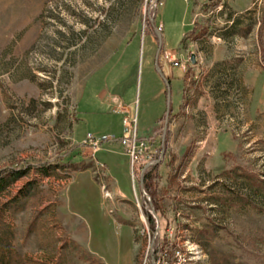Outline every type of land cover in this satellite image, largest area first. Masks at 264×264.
<instances>
[{
  "label": "rangeland",
  "instance_id": "rangeland-1",
  "mask_svg": "<svg viewBox=\"0 0 264 264\" xmlns=\"http://www.w3.org/2000/svg\"><path fill=\"white\" fill-rule=\"evenodd\" d=\"M7 168L0 264H264V0H0Z\"/></svg>",
  "mask_w": 264,
  "mask_h": 264
},
{
  "label": "trees",
  "instance_id": "trees-1",
  "mask_svg": "<svg viewBox=\"0 0 264 264\" xmlns=\"http://www.w3.org/2000/svg\"><path fill=\"white\" fill-rule=\"evenodd\" d=\"M166 89V90H165ZM167 88L164 86V93L167 94ZM166 97V96H165ZM70 164H73L72 162ZM58 165V164H57ZM48 166L39 167V172H42L45 174L47 171ZM158 166H150L146 170V174L143 179V186L147 193H149L154 199V193H155V186H154V180L158 178L157 173ZM25 175V171L23 169H13V168H7L0 170V190H3L7 187H9L11 184L15 183L17 180H19L21 177ZM26 192V190H25ZM18 204V199L14 198L13 200L9 201L6 206L10 207L11 209L16 207ZM157 210V209H156Z\"/></svg>",
  "mask_w": 264,
  "mask_h": 264
},
{
  "label": "water",
  "instance_id": "water-1",
  "mask_svg": "<svg viewBox=\"0 0 264 264\" xmlns=\"http://www.w3.org/2000/svg\"><path fill=\"white\" fill-rule=\"evenodd\" d=\"M151 23L153 24V21H151ZM157 35H158V38H159V41H160V33L157 31ZM158 51H159V48H158ZM190 62L192 63V64H195V62H196V59H195V55L194 54H191L190 55ZM156 70H157V72H158V74H159V76L162 78V80L165 82V86H166V88H167V105L169 104V88H168V81H167V79L165 78V76H163V74H162V71H161V69L156 65ZM168 113H169V108H167V111H166V116H165V122H164V126H163V130L165 131V129H166V125H167V117H168ZM164 135V134H163ZM163 142V141H162ZM148 165H146V167H147ZM140 186H141V188H142V191H143V184H142V181L140 182ZM144 193V192H143ZM145 194V193H144ZM151 213L153 214V216H155L156 214H155V212H154V210H153V208L151 209ZM157 229H158V225H157Z\"/></svg>",
  "mask_w": 264,
  "mask_h": 264
},
{
  "label": "built area",
  "instance_id": "built-area-1",
  "mask_svg": "<svg viewBox=\"0 0 264 264\" xmlns=\"http://www.w3.org/2000/svg\"><path fill=\"white\" fill-rule=\"evenodd\" d=\"M169 56H170L169 53H167V52L164 53V57H166V58L168 59V61H170V63H172L173 61H172V59L169 58ZM174 63H175V65H179V66H180V63H179L178 61H175ZM181 68L184 69V66H182ZM124 121H126V123H127L126 125H129V124H130L128 120L124 119ZM124 140H125V138H124ZM129 152H130L131 155L134 157V159H136V158H137V155H138V153H139V150L136 149V148H135V145L133 144L131 147H129ZM181 255H182V254H181V252H180L179 250H177V251L175 252V258H176V260L174 261L173 264H178L179 259H181ZM164 262H165V263H164ZM156 264H159V262L156 263ZM162 264H168V262L163 261Z\"/></svg>",
  "mask_w": 264,
  "mask_h": 264
},
{
  "label": "bare ground",
  "instance_id": "bare-ground-1",
  "mask_svg": "<svg viewBox=\"0 0 264 264\" xmlns=\"http://www.w3.org/2000/svg\"><path fill=\"white\" fill-rule=\"evenodd\" d=\"M179 250V249H178ZM183 251V250H182ZM185 258V257H184ZM181 259H182V255H181ZM181 259H179V261H178V264H182V261H181ZM186 261V260H185Z\"/></svg>",
  "mask_w": 264,
  "mask_h": 264
},
{
  "label": "crops",
  "instance_id": "crops-1",
  "mask_svg": "<svg viewBox=\"0 0 264 264\" xmlns=\"http://www.w3.org/2000/svg\"><path fill=\"white\" fill-rule=\"evenodd\" d=\"M194 8H195V5H194ZM191 23H192V21H191Z\"/></svg>",
  "mask_w": 264,
  "mask_h": 264
}]
</instances>
